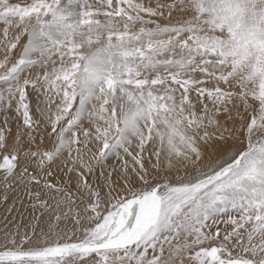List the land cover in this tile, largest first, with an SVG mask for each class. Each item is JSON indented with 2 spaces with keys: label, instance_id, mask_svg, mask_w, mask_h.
I'll return each instance as SVG.
<instances>
[{
  "label": "snow or ice",
  "instance_id": "1",
  "mask_svg": "<svg viewBox=\"0 0 264 264\" xmlns=\"http://www.w3.org/2000/svg\"><path fill=\"white\" fill-rule=\"evenodd\" d=\"M0 264H264V0H0Z\"/></svg>",
  "mask_w": 264,
  "mask_h": 264
}]
</instances>
